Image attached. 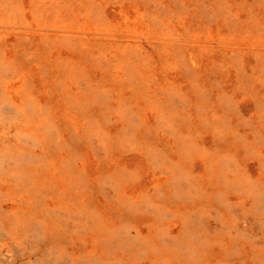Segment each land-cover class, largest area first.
<instances>
[{
	"label": "rangeland",
	"instance_id": "374dc122",
	"mask_svg": "<svg viewBox=\"0 0 264 264\" xmlns=\"http://www.w3.org/2000/svg\"><path fill=\"white\" fill-rule=\"evenodd\" d=\"M0 264H264V0H0Z\"/></svg>",
	"mask_w": 264,
	"mask_h": 264
}]
</instances>
